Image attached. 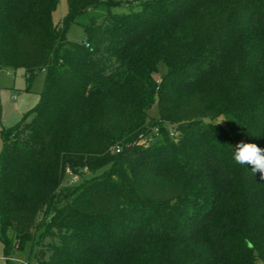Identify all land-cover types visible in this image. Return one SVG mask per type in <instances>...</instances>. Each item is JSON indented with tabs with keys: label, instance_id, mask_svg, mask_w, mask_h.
I'll return each instance as SVG.
<instances>
[{
	"label": "trees",
	"instance_id": "obj_1",
	"mask_svg": "<svg viewBox=\"0 0 264 264\" xmlns=\"http://www.w3.org/2000/svg\"><path fill=\"white\" fill-rule=\"evenodd\" d=\"M59 2L0 0V67L47 70L39 101L2 130L6 256L264 264V179L232 158L240 142L264 149V0H68L54 24Z\"/></svg>",
	"mask_w": 264,
	"mask_h": 264
},
{
	"label": "rangeland",
	"instance_id": "obj_2",
	"mask_svg": "<svg viewBox=\"0 0 264 264\" xmlns=\"http://www.w3.org/2000/svg\"><path fill=\"white\" fill-rule=\"evenodd\" d=\"M118 1V0H114ZM122 0L121 4L111 6L112 11H128L129 6ZM108 10V5L98 3L90 5L86 11L76 16L67 27V37L70 41L80 42L86 38L85 24L89 23L93 17L99 18ZM68 13V0H60L57 8L52 14L54 24L60 23L62 17ZM167 68L162 64L158 71L154 73V77L160 80ZM46 69L38 70L31 80L27 79V72L24 67L3 66L0 67V153L3 148L2 130L4 128L15 125L22 117V114L33 106L40 99L41 92L44 90L46 81ZM150 117L157 119L159 117L158 103L155 101L149 108ZM144 141V140H143ZM89 166L77 168L72 171L68 168L69 175L61 184V188L66 189L70 185L75 184L83 179L80 172L84 175L90 171ZM19 261V264L28 262L26 255H19L16 260L11 255L6 256L4 244L0 240V264H9Z\"/></svg>",
	"mask_w": 264,
	"mask_h": 264
},
{
	"label": "clouds",
	"instance_id": "obj_3",
	"mask_svg": "<svg viewBox=\"0 0 264 264\" xmlns=\"http://www.w3.org/2000/svg\"><path fill=\"white\" fill-rule=\"evenodd\" d=\"M232 158L241 166L250 165L252 173L259 172L261 179H264V149L257 144L238 143L233 150Z\"/></svg>",
	"mask_w": 264,
	"mask_h": 264
},
{
	"label": "crops",
	"instance_id": "obj_4",
	"mask_svg": "<svg viewBox=\"0 0 264 264\" xmlns=\"http://www.w3.org/2000/svg\"><path fill=\"white\" fill-rule=\"evenodd\" d=\"M14 259L16 260V257H14ZM17 262H13L12 259L10 260L9 264H19V261L16 260Z\"/></svg>",
	"mask_w": 264,
	"mask_h": 264
},
{
	"label": "built area",
	"instance_id": "obj_5",
	"mask_svg": "<svg viewBox=\"0 0 264 264\" xmlns=\"http://www.w3.org/2000/svg\"><path fill=\"white\" fill-rule=\"evenodd\" d=\"M25 264H39V263L38 262H34V263L26 262Z\"/></svg>",
	"mask_w": 264,
	"mask_h": 264
}]
</instances>
